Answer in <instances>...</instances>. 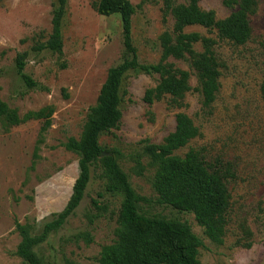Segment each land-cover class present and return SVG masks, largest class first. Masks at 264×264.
Listing matches in <instances>:
<instances>
[{"label": "rangeland", "instance_id": "1", "mask_svg": "<svg viewBox=\"0 0 264 264\" xmlns=\"http://www.w3.org/2000/svg\"><path fill=\"white\" fill-rule=\"evenodd\" d=\"M61 17V50H33L45 43L52 29L58 0H0V100L19 116L51 108L50 125L30 119L9 125L0 118V264H26L15 254L21 235L17 225L41 231L53 213L63 210L78 175L77 156L63 144L80 135L89 107L93 106L109 68L124 57L118 14L99 15L97 0H64ZM131 43L138 62L155 64L161 55L159 37L172 33L173 16L163 0H129ZM204 11L217 19L232 9L222 0H199ZM252 33L243 45L222 41L213 47L219 63V88L209 110L201 109L196 77L183 59L166 62L190 72L192 89L181 105L163 98L147 104V89L158 74L127 72L121 81L122 117L117 129L103 133L101 156L117 151V162L133 190L144 201L141 213L169 221L185 222L198 237V264H264V104L259 94L264 65V0H257L248 16ZM185 32L215 38L214 32L197 25ZM194 50H203L200 42ZM25 52L24 69L15 60ZM22 74L34 83L26 87ZM188 115L199 135L174 155L196 150L208 162L230 163L235 171L228 183L231 205L222 243L212 241L191 213L157 203L152 188L155 166L145 151L160 144L174 130L175 115ZM100 161L90 169V179L78 207L57 229L32 248L41 264H98L103 246L115 239L120 198L104 192ZM96 201V206L92 203ZM249 243V246L246 244Z\"/></svg>", "mask_w": 264, "mask_h": 264}, {"label": "trees", "instance_id": "2", "mask_svg": "<svg viewBox=\"0 0 264 264\" xmlns=\"http://www.w3.org/2000/svg\"><path fill=\"white\" fill-rule=\"evenodd\" d=\"M164 7L173 16L172 33L163 32L160 37L161 55L155 64L138 62L136 50L131 43V17L134 7L129 0H97L93 5L102 16L118 14L121 20L124 57L122 61L108 69L93 106L89 107L80 135L68 137L63 146L74 153L78 175L72 193L62 211L53 213L41 231L33 233L29 225H17L21 239L15 254L26 264H41L32 248L46 235L59 228L78 207L90 179L91 166L100 161L105 179L104 192L111 197H119L120 204L116 217L115 239L102 247L98 264H198L197 254L200 241L189 225L181 221L143 214L139 203L143 197L133 190L126 173L117 162V151L113 155L101 156L105 151L99 143L100 136L119 127L122 111L120 108V85L123 76L135 73L158 74L160 81L147 89L143 101L152 104L168 97L179 106L189 84L190 72L175 68L166 62L169 57L183 59L193 71L201 96V109L209 110L219 88V63L213 47L226 41L235 45L245 44L251 37L248 16L255 12L257 0H222L223 5L232 9L230 14L217 19L213 11L202 10L199 0H163ZM51 24L52 29L45 43H38L33 50H61V17L64 0H58ZM197 25L215 33V38L201 36L197 32H185V27ZM200 42L203 50L197 52L193 46ZM25 52L18 53L15 66L22 73ZM26 87L35 83L22 74ZM260 98L264 104V65L259 84ZM51 108L27 112L19 116L0 100V118L9 125H18L30 119H42L43 132L50 125ZM199 135L193 120L184 113L175 115L174 130L168 133L160 144H148L145 151L155 166L152 188L157 195V203L181 212L193 214L197 224L204 228L212 241L222 243L227 225V214L231 205L228 183L234 179L235 171L228 162H208L196 150H189L182 156L174 152L184 147ZM96 206V201L92 202ZM264 245V244H263ZM249 246V243L246 244Z\"/></svg>", "mask_w": 264, "mask_h": 264}]
</instances>
